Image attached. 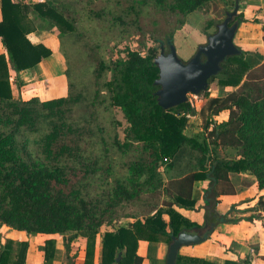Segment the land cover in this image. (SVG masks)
Segmentation results:
<instances>
[{
	"label": "trees",
	"instance_id": "obj_1",
	"mask_svg": "<svg viewBox=\"0 0 264 264\" xmlns=\"http://www.w3.org/2000/svg\"><path fill=\"white\" fill-rule=\"evenodd\" d=\"M208 1L155 0L170 12L181 14L190 13ZM128 8L136 14L128 24L139 28L138 12L133 5ZM30 12L37 28L49 30L58 38V48L65 62V96L47 101L38 97L13 98L8 73L33 68L51 55L46 44L33 43L28 38L32 27L24 21ZM0 13V43L6 54L0 53L1 225L26 234L61 235L68 264H73L76 255H69L73 237L68 239L66 235H81L86 238L84 264H92L94 236L102 222L101 215L123 200L137 199L145 189L155 190L161 186L156 175L165 161L170 159L171 167L184 152L190 153L191 161L192 155L197 154L195 161L201 170L186 174L175 193L167 186L163 190L175 204L193 207L192 183L198 179L207 180L202 225L186 220L173 209L164 211L160 208L142 220L120 223L103 233L100 264H123L116 260L121 252H124L122 258L129 259L127 264H142L143 258L135 251L140 239L162 240L169 244L183 229L201 233L207 239L212 227L214 230L219 224L237 222L230 211L221 214L215 209L217 197L230 190L229 173H250L255 178L256 188L264 192V52L262 62L253 66L238 47L240 54L227 57L221 63V71L209 79L208 82L217 77L219 84L236 90L207 99L202 110L203 115L207 112L202 126L205 135L198 141L184 132L189 120L187 113L193 110L189 102L169 109H163L157 103L155 91L158 86L154 81L158 77V67L154 58L158 54L154 46L148 47L144 54L124 45L114 59H99L92 72L86 73L83 65L77 67L75 63L83 54L75 19L67 16L63 8L45 0L30 6L22 0H0ZM102 14L100 11L93 13L98 18ZM128 14L124 12V16ZM109 20L111 26L127 22L123 15L112 16ZM125 31L121 28L120 34ZM262 34L264 48V19ZM112 110L120 112L127 124L123 147L141 144L143 150L149 152L150 162L139 158L126 164L125 182H118L109 191L106 207L98 214L100 198L86 199L81 183L74 186L71 177L82 173L86 178L101 168L99 158L94 155V145L98 138L107 158L106 129L99 119L102 113ZM221 113H226L227 119L217 124L211 118ZM211 124L212 128H209ZM113 139L111 143L121 147L118 139ZM218 147L234 149L237 156L220 158L216 155ZM208 161L210 165L205 167ZM110 167L109 161L107 169ZM258 203H262V196ZM164 212L169 216L168 221L163 219ZM11 242L9 240L0 247V264H13ZM55 245V239L44 241L43 264H53ZM26 246L27 242H23V258ZM175 264L218 263L177 253ZM223 264H250V261L247 258L225 260Z\"/></svg>",
	"mask_w": 264,
	"mask_h": 264
},
{
	"label": "rangeland",
	"instance_id": "obj_2",
	"mask_svg": "<svg viewBox=\"0 0 264 264\" xmlns=\"http://www.w3.org/2000/svg\"><path fill=\"white\" fill-rule=\"evenodd\" d=\"M22 1L30 6L35 0ZM45 1L63 8L67 16L75 19L77 36H80L79 42L83 51L81 60L77 57L75 63L78 64L77 67H79V64L83 65L87 70L86 73H91L99 59L104 61L114 59L119 55V50L124 45L137 49L144 54L148 47L154 46L157 49V54H159L160 44L163 43L166 53L168 52L167 42H170L175 46L177 56L184 62L188 61L195 54L198 46L206 43L208 35L212 34L216 30V25L221 23L226 17V12L233 10V3L235 0H210L187 14L170 12L167 8L158 5L155 0H142L144 1L142 4L138 3L139 0ZM238 4L239 8L237 14L233 17L231 23L240 20L237 30L239 31V29L242 28L246 31L245 28L248 27L249 23L257 24L261 20L262 17H257V14L262 10L261 4H248L247 0H239ZM262 4H264V0ZM130 5H133L134 10L138 12L137 20L139 28L128 24L129 19L136 15L133 10L128 8ZM99 11L101 13L103 12L102 16L99 18L94 17L93 13ZM126 11L129 13L128 16H124V12ZM262 14L263 13H260V15ZM116 15H123L124 19L127 21L125 25L117 24L111 26L109 18ZM29 21L31 20L28 18L24 23L31 27ZM121 28L126 29V33L120 34ZM258 29L260 30V27ZM237 30L236 33L238 32ZM240 33L242 32H239L238 37L241 36ZM119 35H121L120 38ZM238 37L236 38L239 40ZM48 38L49 37L45 40V44L51 50L52 57L50 58L51 63L46 62V72H44V74L41 73V69L38 70L37 79L33 80L29 74H26L25 78L22 79L18 77V75L13 76L14 74L12 72L8 73L14 99L20 98L22 100H28L32 97H38L41 100H47L62 94L64 90L62 92L61 89L64 88V86L67 88L64 76L65 62L58 48V38L56 34H52L50 40ZM90 65L92 66L88 69ZM219 77L224 76L220 75ZM234 90H236L235 87L219 84L216 77L214 80L208 82L207 90L202 91L200 94L196 95V97L188 95L187 102L192 104L191 107L193 109L189 114L188 120L191 128L199 127L198 125L203 126L205 122L204 117H207V112L203 115L202 110L206 106V101L209 97L223 96ZM211 119H214L218 124L226 120L227 116L226 113H221L217 117H212ZM99 121L106 129L104 136L107 141L106 147L108 148L107 158L104 156L106 153L103 152L104 145L100 143V140L97 138L95 140L97 143L94 145V155L99 158L101 168L95 173L89 174L86 178L83 177L82 173L78 174V176L71 177V182L74 186L78 185L79 182L81 183V186H83L82 189L87 195L86 199L94 201L96 196L100 198L98 214L106 207L109 191L116 187L118 182H125V178L128 175L126 164L134 162L139 158L144 159L146 163L150 162L149 152L143 150L141 144L133 143L127 149L123 147V143L126 142L124 135L127 124L120 112L117 110L104 112L101 114ZM209 128H212V124ZM190 134H192V132H190ZM113 137L118 139V143H120L121 147H117L111 143L114 140ZM202 137L203 136H199V141L202 140ZM196 155H192V163L193 160L195 161V159L198 158ZM216 155L220 158H233L237 156V152L231 148L220 149L218 147ZM109 161L111 167L107 169ZM164 163L165 164L160 166L156 175L162 185L168 183L169 175H171L167 170L169 169V160ZM166 180L167 182H165ZM237 181L239 184L247 187L253 185V180L248 177ZM162 185L158 186L155 190L145 189L137 199L123 200L101 215L102 222L96 228L97 233H95L94 236L95 241L93 246L95 248V254L92 264H100V245L103 233L106 230L118 227L120 221L133 223L134 220L130 218L144 216L142 214L145 209H141L138 202L146 203L148 206L157 204L164 196L161 194V191L163 192ZM248 200H252V198ZM203 205V209L206 208L205 202ZM254 208H261L264 211V198H262V203H258L257 200ZM254 216L264 218V213ZM235 217L239 218L238 215ZM24 235H19L14 229L0 224V247H2L4 243H8L9 240L12 241L13 257L11 261H13V264H23V262L24 264H41L44 241L49 235L36 233H25ZM56 237L58 238V236ZM70 237H73L71 238L72 249L70 252L71 255H76L75 262L84 261L86 238L78 234L68 233L66 238L70 239ZM23 242H27L25 258H23L22 255L23 248L21 246ZM62 243L63 239H59V245ZM165 244L167 243L165 242ZM137 248L138 245L135 249L136 252ZM63 255L62 252L59 255V251H56L54 264H68V261L65 256L63 258ZM118 255H120V258L117 263L121 261L124 262L123 264L128 263V258H122L124 252ZM78 264H81V262Z\"/></svg>",
	"mask_w": 264,
	"mask_h": 264
},
{
	"label": "crops",
	"instance_id": "obj_3",
	"mask_svg": "<svg viewBox=\"0 0 264 264\" xmlns=\"http://www.w3.org/2000/svg\"><path fill=\"white\" fill-rule=\"evenodd\" d=\"M15 1H20V0H15ZM37 1H43V0H35L34 2ZM261 1L263 2V0H247L248 4L249 3H257V5L261 4L262 10L260 11V13L263 14L260 15V13H258L257 17L258 18L262 17V18L257 24L249 23L248 27L245 28L246 31L240 28L239 31L237 30L238 32L233 37L234 44L237 47H240L246 53L245 57L248 59L249 63L253 66H256L262 62L263 52H264L263 42H262V35H263L262 21L264 19V4H262ZM28 18L31 20L30 23L32 27L31 31L28 33V38L30 39L31 42L33 43L41 42L45 44V40H47V37H49L48 38L49 40L51 39L50 37L54 33H52L49 30L37 28V22L34 21V16L31 12L28 13ZM0 19H1V13H0ZM250 27L257 29H251ZM259 27L260 30L258 29ZM239 32H242L240 33L241 34L240 37H238ZM236 37H238L239 40ZM0 53L5 54V50L2 47L1 43H0ZM51 57L52 54L44 58L40 63H38L33 68L22 70L17 73L12 72L14 74L13 76L18 75V77L23 79L25 78L26 74H29L31 76V79L36 80L38 75V70L41 69L42 74L46 72V68H45L47 65L46 62L51 63V59H50ZM61 91L63 92L62 94L53 98L65 96L67 93V88L64 86V88H62ZM198 126L199 127L191 128V125L188 123V126L185 128L184 131L185 134L189 137H194L196 139H198L199 136H204L205 132L203 130V127L201 125ZM190 132H192V134H190ZM219 148L221 149L222 147ZM209 165L210 162L208 161L205 163L204 166L208 167ZM167 170L168 173L171 175H169L168 183H164L162 187L164 188V186H167L173 193H175V191L179 189L180 181L182 180L183 177L186 176V174H189L191 172H198L201 170V168L199 164L196 163L195 161H193V163L191 162L189 152H184L176 159V161H174V164L171 167H169V169ZM246 177L251 178L253 180L252 186L247 187L238 183L237 180H243ZM229 179L231 183V186L229 187L230 190H227L225 194H220L217 197V203L215 205V209L221 214H225L230 211L231 217L238 219L237 222L223 223L217 225L212 231V233L209 234L210 235L209 238L197 244H190V245L186 244L185 246H181L178 250V253L179 255L182 256H195V257L204 258L206 260L218 264H223L225 260L237 261L245 258H247L250 261V264H264V218L259 216L258 217L254 216L256 214L260 215L264 213V211L261 208L258 209L254 208L256 206V202L259 199V197L262 196V198H264L263 197L264 192L259 191L256 188L255 178L248 172L237 173V174L229 173ZM165 182H167V180ZM207 184L208 181L205 179H198L192 183L190 190V196H191L190 198L194 201L193 207H187L184 205L175 204L173 199L170 196H168L163 190V192L161 191V194H163L164 196L155 205L148 206L146 203L138 202L139 207H141V209H145L142 214L144 216L141 217L138 216L136 218L133 217L130 219H133L134 221H136L137 219L142 220L144 217L153 215L156 212V209L161 208V210L164 211L166 209H173L186 220L197 223L198 225H202L204 222L203 204L205 202L204 196H205V189L207 187ZM231 190L233 192H229ZM249 198H252V200H248ZM236 215H238L239 218L235 217ZM163 219L165 221L169 220V216L165 212L163 213ZM120 223L126 224L129 222L120 221ZM15 231L19 235L25 234V232L23 231H18V230ZM181 231H186V230L183 229ZM42 235H49V234H42ZM56 236H58V238ZM46 239L49 240L55 239L56 251H59V255L62 252L64 254L63 258L65 256L66 260L68 261L66 252L64 251L65 248H63V243L59 245V239H63V237L61 235L50 234ZM137 245L138 248L136 253L137 255L143 258L142 264H165L168 245L165 244L164 241L159 240L156 242H151L140 239L138 240ZM69 255H71V252ZM75 260L73 264H78L80 262L81 264H84V261H79L76 263ZM54 263L55 261L53 260V264ZM41 264H43V255H42Z\"/></svg>",
	"mask_w": 264,
	"mask_h": 264
},
{
	"label": "water",
	"instance_id": "obj_4",
	"mask_svg": "<svg viewBox=\"0 0 264 264\" xmlns=\"http://www.w3.org/2000/svg\"><path fill=\"white\" fill-rule=\"evenodd\" d=\"M239 0L234 1L232 11L226 12V17L216 25V30L208 35L206 43L199 45L195 54L188 60L182 61L175 46L167 42L168 52L165 53L163 43L160 44L159 54L154 58L158 67V77L154 85L158 105L169 109L188 100V95H198L207 90L208 81L221 71V63L229 56L240 54V49L234 44L238 22H232L237 14ZM213 227L208 232L211 234ZM206 238L200 233L179 232L172 237L168 245L165 264H175L176 255L181 246L197 244ZM120 255L117 256L118 261Z\"/></svg>",
	"mask_w": 264,
	"mask_h": 264
},
{
	"label": "built area",
	"instance_id": "obj_5",
	"mask_svg": "<svg viewBox=\"0 0 264 264\" xmlns=\"http://www.w3.org/2000/svg\"><path fill=\"white\" fill-rule=\"evenodd\" d=\"M189 95H192V94H189ZM192 97H196V95H192ZM190 101V100H189ZM191 102V101H190ZM190 105H192L191 103H190ZM191 107V106H190ZM187 116L189 117V114L187 113ZM166 160V159H165Z\"/></svg>",
	"mask_w": 264,
	"mask_h": 264
}]
</instances>
